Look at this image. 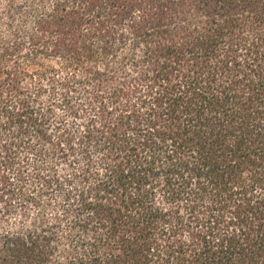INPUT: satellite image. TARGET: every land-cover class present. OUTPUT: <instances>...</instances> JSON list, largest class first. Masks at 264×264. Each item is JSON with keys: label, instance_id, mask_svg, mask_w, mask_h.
Masks as SVG:
<instances>
[{"label": "trees", "instance_id": "obj_1", "mask_svg": "<svg viewBox=\"0 0 264 264\" xmlns=\"http://www.w3.org/2000/svg\"><path fill=\"white\" fill-rule=\"evenodd\" d=\"M0 264H264V0H0Z\"/></svg>", "mask_w": 264, "mask_h": 264}, {"label": "rangeland", "instance_id": "obj_2", "mask_svg": "<svg viewBox=\"0 0 264 264\" xmlns=\"http://www.w3.org/2000/svg\"><path fill=\"white\" fill-rule=\"evenodd\" d=\"M42 99L43 101L52 99L55 102V106L52 109L53 119L49 126V131L52 133L53 136L57 134L60 122H63L65 125L69 126L73 130H77L79 128L80 126L79 120H76L75 118L70 117L69 115L66 114L61 104L62 99H61V92L59 89L53 90L47 87ZM44 110H46L45 107ZM22 157H28V159L27 158L25 159L26 163L28 164L25 167L24 177H25V182L27 183V187H30V185H32V182L34 181L33 178L35 174V169L39 167L41 170L45 171L47 165H49L50 163V159H48L47 157L36 158L33 154L25 155L24 153L22 154L21 158ZM53 164L55 166V170L61 175H63L64 166L62 162H60L58 159H54ZM26 208L29 215L28 219L33 218L37 213L36 208L33 206H28ZM18 210L21 211V208H18ZM10 221L13 224L14 222L16 223L23 220L22 219L20 220L19 216L15 214L13 217H11Z\"/></svg>", "mask_w": 264, "mask_h": 264}]
</instances>
